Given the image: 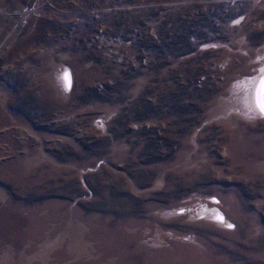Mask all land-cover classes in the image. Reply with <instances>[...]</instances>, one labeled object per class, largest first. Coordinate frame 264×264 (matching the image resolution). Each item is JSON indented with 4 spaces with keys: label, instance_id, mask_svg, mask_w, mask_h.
Listing matches in <instances>:
<instances>
[{
    "label": "rangeland",
    "instance_id": "1",
    "mask_svg": "<svg viewBox=\"0 0 264 264\" xmlns=\"http://www.w3.org/2000/svg\"><path fill=\"white\" fill-rule=\"evenodd\" d=\"M262 69L264 0H0V264H264Z\"/></svg>",
    "mask_w": 264,
    "mask_h": 264
},
{
    "label": "snow or ice",
    "instance_id": "2",
    "mask_svg": "<svg viewBox=\"0 0 264 264\" xmlns=\"http://www.w3.org/2000/svg\"><path fill=\"white\" fill-rule=\"evenodd\" d=\"M264 72V69L261 70ZM63 79L65 81L66 86L70 85V75L66 72L64 73ZM258 106L260 111L264 113V78L260 80V88L258 90ZM231 227V225H229Z\"/></svg>",
    "mask_w": 264,
    "mask_h": 264
},
{
    "label": "trees",
    "instance_id": "3",
    "mask_svg": "<svg viewBox=\"0 0 264 264\" xmlns=\"http://www.w3.org/2000/svg\"><path fill=\"white\" fill-rule=\"evenodd\" d=\"M119 84H120V83H119ZM188 89H189V88H188ZM177 90H179V91H180V90L183 91V89H181L180 87H178ZM190 90H191V89H190ZM184 92H185V93L187 92V87L184 88Z\"/></svg>",
    "mask_w": 264,
    "mask_h": 264
}]
</instances>
